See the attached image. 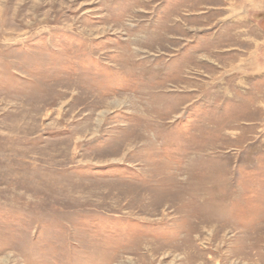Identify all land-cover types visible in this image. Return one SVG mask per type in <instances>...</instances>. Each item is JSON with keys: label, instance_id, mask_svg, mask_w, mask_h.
I'll return each mask as SVG.
<instances>
[{"label": "rangeland", "instance_id": "rangeland-1", "mask_svg": "<svg viewBox=\"0 0 264 264\" xmlns=\"http://www.w3.org/2000/svg\"><path fill=\"white\" fill-rule=\"evenodd\" d=\"M0 264H264V0H0Z\"/></svg>", "mask_w": 264, "mask_h": 264}]
</instances>
